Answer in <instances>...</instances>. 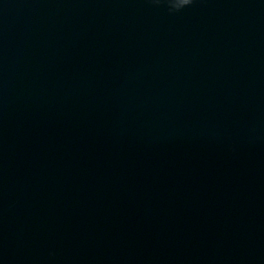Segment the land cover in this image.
<instances>
[{
  "label": "water",
  "instance_id": "obj_1",
  "mask_svg": "<svg viewBox=\"0 0 264 264\" xmlns=\"http://www.w3.org/2000/svg\"><path fill=\"white\" fill-rule=\"evenodd\" d=\"M0 264H264V0H0Z\"/></svg>",
  "mask_w": 264,
  "mask_h": 264
},
{
  "label": "clouds",
  "instance_id": "obj_2",
  "mask_svg": "<svg viewBox=\"0 0 264 264\" xmlns=\"http://www.w3.org/2000/svg\"><path fill=\"white\" fill-rule=\"evenodd\" d=\"M171 8L175 10H180L181 8L189 5L191 0H167Z\"/></svg>",
  "mask_w": 264,
  "mask_h": 264
}]
</instances>
